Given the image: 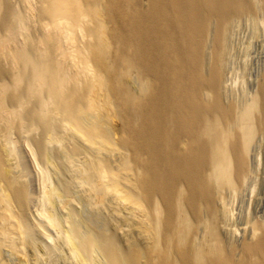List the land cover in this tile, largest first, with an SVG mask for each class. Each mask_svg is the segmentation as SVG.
I'll return each mask as SVG.
<instances>
[{"label": "bare ground", "instance_id": "6f19581e", "mask_svg": "<svg viewBox=\"0 0 264 264\" xmlns=\"http://www.w3.org/2000/svg\"><path fill=\"white\" fill-rule=\"evenodd\" d=\"M0 264H264V0H0Z\"/></svg>", "mask_w": 264, "mask_h": 264}]
</instances>
